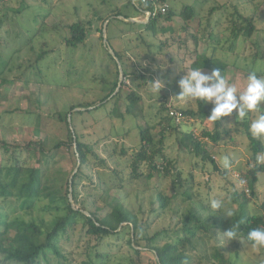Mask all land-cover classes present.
<instances>
[{
  "label": "rangeland",
  "instance_id": "obj_1",
  "mask_svg": "<svg viewBox=\"0 0 264 264\" xmlns=\"http://www.w3.org/2000/svg\"><path fill=\"white\" fill-rule=\"evenodd\" d=\"M127 1L60 0L56 7L43 16L44 13L39 14L40 10L48 9L43 0H0V141L25 145L46 136L53 137L57 133L54 120L58 112H68L70 105L92 102L107 93L101 90V75H109V80L114 81L115 64L105 54L104 50L108 53L109 50L105 48L104 40H99L97 25H93L85 46L78 50L68 51L63 41L70 35V25L79 20H94L95 13L105 15L107 7L117 9ZM132 5L136 6L137 0H133ZM169 6L176 13H180L186 6L193 8L194 19L191 25L195 30H192L198 31L200 36L198 54L211 55L222 60L227 65L222 75L229 84L235 83L238 92L246 87L249 71L264 75V60L259 58L264 55V0H169ZM213 7L220 10H216L213 18L208 20L209 10ZM21 9L23 14L18 15L16 12ZM122 13L132 16L130 19L134 22H148L147 17L134 8H122ZM238 15L254 18L256 33L247 44L245 37L235 42L231 39L232 20ZM199 21L202 22V27L197 28ZM184 25L179 16L171 21L161 19L158 26L163 31L158 33L156 40L151 35L146 38L147 42L153 44L152 52L157 53L156 46L165 37H183L180 29ZM116 34V31L109 30L108 38L113 49L123 52L128 72L127 79L124 76L120 79L121 75L119 76L120 89L124 96L130 91L136 92L141 100L132 104L133 115L126 116L123 121L122 115L127 104L124 100L121 104L109 103L92 114L76 116L75 124L87 140L110 133L122 136L130 131L124 142L127 147H134L139 141L137 126H149L153 133L161 134L158 111L162 104L165 103L169 109L196 108V101L180 100L177 97L180 91L178 81L186 74V70H191L190 66L195 57L185 55L184 49L171 48L164 53L165 56L157 55L151 61L140 60L150 54L143 46L139 49L140 54L133 51V47L138 45L135 35L115 38L119 33ZM105 37L107 38L106 32ZM42 53L43 60L37 59ZM139 61L141 67L138 66ZM203 72L211 73L205 70ZM157 80L163 84L160 93L153 91L154 82ZM76 110L84 111L82 108ZM38 116H41L46 130L37 129ZM254 118L255 114H250L245 120L237 121L234 110L231 116L221 122V139L216 144L201 137L204 129H214V122L209 121L207 116L184 124L180 128L182 136L178 133L168 134L164 153L181 172L183 187L177 186L178 197L169 211L164 214L159 211L151 216V219L156 218L152 233L168 227L171 223L172 230L180 229L181 225L177 224L181 217L174 216L173 211L178 210L179 215H183L191 206L186 196H182L186 190L192 198L195 210L200 211V202L207 209L200 211L203 218L212 217L211 224L214 222L223 226L224 230L216 229L215 240L208 241L210 255L218 248L235 264H264V248L253 249L247 245L242 233L237 232V239L230 242L223 239L222 234L232 227L234 217L242 210L249 215L264 214V172L258 176L254 195L247 196V202L242 195L247 187L246 184L242 185L241 175L247 172L252 160L246 128H249V123ZM189 132H193L198 141L203 140L206 143V151L211 154L214 165L189 151V144L184 138ZM261 142L264 145V141ZM103 146L108 147V144ZM225 156L231 161L230 168L224 167ZM6 157L7 155L0 153V163ZM56 159L59 163L56 164V161L51 164V169L56 167V171L71 172L75 166L73 157L61 151L57 153ZM31 164L37 166L36 160H32ZM224 171H227V177L221 174ZM161 177L159 173L149 182L137 181L132 189L127 188L118 193V196L125 199L126 205L133 211L146 212L147 216L154 207L150 201L157 191L164 190L168 195L171 193V178L162 180ZM245 181L250 186L249 181ZM213 199L222 201V209L207 208ZM155 209H158L157 205ZM228 211L233 213L231 218L224 216ZM159 213L162 215L158 216ZM83 233L77 229L68 240L62 241V252L73 258L71 264H82L86 260L87 245L97 244L95 239H90ZM126 240L127 235H124L121 240L111 237L103 242L100 249L104 250L101 252H106L103 254L109 255L106 260L109 264L128 262L125 259L128 255ZM144 256V264H153V254ZM215 262L218 263L216 258Z\"/></svg>",
  "mask_w": 264,
  "mask_h": 264
},
{
  "label": "trees",
  "instance_id": "obj_2",
  "mask_svg": "<svg viewBox=\"0 0 264 264\" xmlns=\"http://www.w3.org/2000/svg\"><path fill=\"white\" fill-rule=\"evenodd\" d=\"M43 1L48 9L42 8L39 14L44 13V16L56 7L60 0ZM132 1L128 0L117 9L107 7L106 14L95 13L94 20H79L70 25V35L64 38L63 44L69 49L68 51H75L85 46L94 24L97 25L96 31L100 34L99 40L103 41V27L107 23L108 47L112 48L108 38L109 30L119 33L115 38L134 34L138 45L133 47V51L139 53L140 47L143 46L150 54L140 60H154L157 55L165 56L166 51L175 48L184 49L185 55L195 57L191 69L202 68V71L210 72L214 68L220 69L221 72L227 69V65L222 60L211 55L198 54L200 36L198 31L192 30L194 29L191 25L194 19L193 8L186 6L180 13H176L171 10L169 0H160L168 5L167 13L150 18L147 23H137L128 21L132 16L124 15L122 8H134L145 16L144 12L151 10V5L141 4V0H137V5L133 6ZM219 8L213 7L209 10L208 20L213 18ZM16 13L23 14L22 9ZM177 16L184 21L185 25L180 29L184 36L180 39L173 36L165 37L164 40H159L156 46L157 53L152 52L153 44L146 40L148 35L156 40L158 33L163 31L158 26L159 21L161 19L171 21ZM201 23L198 22L197 28L202 27ZM230 32L234 42L245 37L244 41L247 44L256 33L254 18L238 15L232 20ZM104 51L115 64L114 81L109 80V75H101V90L107 91L106 94L92 102L70 105L68 112H58L54 120V127H57L54 129L57 133L53 137L46 136L37 141L27 142L25 145L0 141V153L7 155L0 163V264H71L73 258L70 255L67 257L62 252V241L68 240L77 229L84 232V236L97 241L96 245H87L86 260L82 264H109L106 261L109 255L103 254L106 252H101L104 250L100 249L103 242L111 237L121 240L124 235H127L128 246L126 264H144V254L155 256L153 264H235L218 248L215 249L214 254L208 253V241L215 240L216 229L224 230L223 226L214 222L211 224L212 217L203 218L200 211L207 209L200 202V211L195 210L192 198L186 190L183 191L182 196H186L191 206L183 215H179L178 210L173 211L174 216L181 217L177 224L181 225L180 229L172 230L171 223L168 227L152 233L156 218L151 219V216L159 211L162 214L169 211L178 197L177 186L183 187L184 179L181 172L164 153L168 134L178 133L182 136L180 128L188 121H198L201 116H208L211 105L196 101V108H176L175 110L183 115L182 122L177 124L169 116L168 106L162 104L158 111L161 134L153 133L149 126H137L139 141L134 147H127L124 142L129 137L130 131L122 136L118 133H110L87 140L76 128V116L92 114L109 103L121 104L122 100L124 103L127 102L122 115L123 121L126 116L133 115L132 104L141 100L134 91L124 96L119 86V68L107 50ZM113 51L121 64L122 74L127 79L124 54L117 49ZM0 57L2 58L1 53ZM43 58L42 53L37 59L43 60ZM259 58L264 60V55ZM138 66L141 67V61ZM77 108H82L84 111H77ZM37 118H39L37 129L46 130L47 127L41 122V116ZM226 118L214 122L212 131L204 129L201 137L211 143H218L222 134L219 130L220 125ZM247 128L252 160L247 172L241 177L249 181L250 195L253 196L258 176L264 172V163H256V156L264 155V145L261 141L252 139ZM184 138L189 144L190 152L214 165L203 140L198 141L193 132L186 133ZM105 144H108V147H104ZM60 151L71 155L75 160L71 172L56 171V167L51 169L52 163L56 161V164L59 163L56 156ZM32 160H36L37 166L31 164ZM159 173L162 180L171 178V193L168 195L164 190L157 191L150 201L154 207L149 210L147 216H145L146 212L133 211L126 205L125 199L118 196L121 191L132 189L137 181L149 182ZM221 174L227 177V171ZM242 195L246 199L244 192ZM247 201L246 199L245 202ZM160 213L158 216L162 215ZM233 221V226L238 224L237 230L242 233L244 242L250 245L246 235L252 229L264 227V214L249 215L242 210ZM215 258L218 263L215 262Z\"/></svg>",
  "mask_w": 264,
  "mask_h": 264
},
{
  "label": "clouds",
  "instance_id": "obj_3",
  "mask_svg": "<svg viewBox=\"0 0 264 264\" xmlns=\"http://www.w3.org/2000/svg\"><path fill=\"white\" fill-rule=\"evenodd\" d=\"M257 74L256 71H249L246 87L238 92L235 83L229 84L218 68H214L211 73L203 72L202 68L186 70V74L178 81L180 91L177 97L180 100L203 101L205 105H211L210 114L207 116L211 122L231 116L234 110L237 121H243L250 114H255L248 131L252 139L264 141V75ZM162 87L163 84L157 80L154 82L153 91L160 93ZM223 163L225 168L231 167L228 156L223 158ZM256 163H264V156L257 155ZM207 207L220 210L223 204L221 200L213 199ZM224 216L231 218L233 213L228 211ZM237 228L238 224L223 231V239L228 242L237 239ZM246 240L253 249L264 248V227L250 230Z\"/></svg>",
  "mask_w": 264,
  "mask_h": 264
},
{
  "label": "built area",
  "instance_id": "obj_4",
  "mask_svg": "<svg viewBox=\"0 0 264 264\" xmlns=\"http://www.w3.org/2000/svg\"><path fill=\"white\" fill-rule=\"evenodd\" d=\"M140 2H141V4H150L151 5V10H146L144 12V15H145V17H147V20H149L150 18H154L155 16H157L159 14L165 15L168 11V5L166 3H162L160 0H141ZM169 116L171 118H173L177 124L182 122V119H183L182 113L175 110V109L169 110ZM196 139H198V138H196ZM235 177H238V176L235 175ZM241 180L243 181L242 185L245 186V184H246L247 188L245 189V194H246V196H249L250 195L249 186L245 180H243L242 178H241Z\"/></svg>",
  "mask_w": 264,
  "mask_h": 264
},
{
  "label": "water",
  "instance_id": "obj_5",
  "mask_svg": "<svg viewBox=\"0 0 264 264\" xmlns=\"http://www.w3.org/2000/svg\"><path fill=\"white\" fill-rule=\"evenodd\" d=\"M128 21H130V22H134L133 19H128ZM106 25H107V23L104 25V29H103L104 45H105L106 48H108L110 55H111V56L113 57V59L117 62V64H118V68H119V71H120V75H121V76H120V79H122L123 74H122L121 64H120V62H119V60H118V58H117L115 52H114L110 47H108V41H107V39H106V37H105ZM69 121H70V116H69ZM70 202H71V203L73 202V201H72V196H70Z\"/></svg>",
  "mask_w": 264,
  "mask_h": 264
}]
</instances>
